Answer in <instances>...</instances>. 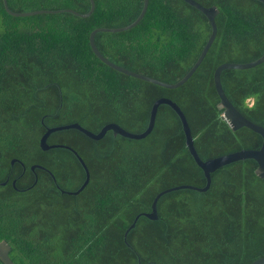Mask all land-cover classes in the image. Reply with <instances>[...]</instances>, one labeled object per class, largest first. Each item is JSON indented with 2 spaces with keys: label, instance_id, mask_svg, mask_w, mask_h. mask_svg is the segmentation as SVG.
Listing matches in <instances>:
<instances>
[{
  "label": "trees",
  "instance_id": "16d2710c",
  "mask_svg": "<svg viewBox=\"0 0 264 264\" xmlns=\"http://www.w3.org/2000/svg\"><path fill=\"white\" fill-rule=\"evenodd\" d=\"M14 13L90 10L89 0H6ZM216 6L217 34L188 81L166 89L122 75L101 63L89 45L97 28H122L141 13L143 0H94L87 18L70 13L9 15L0 0V241L14 264H251L264 257V179L253 160L211 174L205 192L169 188L206 184L185 145L180 119L158 107L152 132L142 140H92L77 130L48 128L78 123L97 134L115 123L146 130L153 103L168 98L186 117L194 147L207 161L258 150L262 138L231 131L217 105L213 73L223 63H250L264 55V4L257 0H195ZM211 33L207 18L183 0H148L139 24L122 33H97L99 52L112 63L167 84L192 68ZM223 90L233 106L264 128V63L225 70ZM250 101L252 104L250 105ZM16 160L13 162L12 161ZM41 166L43 169L32 166ZM47 170V171H46ZM13 182L15 185L13 186ZM0 264H3L0 261Z\"/></svg>",
  "mask_w": 264,
  "mask_h": 264
},
{
  "label": "water",
  "instance_id": "95a60500",
  "mask_svg": "<svg viewBox=\"0 0 264 264\" xmlns=\"http://www.w3.org/2000/svg\"><path fill=\"white\" fill-rule=\"evenodd\" d=\"M2 1H3L5 11L13 17H29V16H34V15H39V14L70 13V14H73L74 16L79 17V18H87L93 13V11L95 9L94 0H89L90 10L86 14H79L76 11H73L70 9L61 10V11L40 10V11H34V12L14 13L8 8L7 1L6 0H2ZM183 1L185 3H187L188 5L192 6L193 8H195L196 10H198L200 13H202L207 18V20L211 26V33H210V36H209L204 48L202 49L200 56L198 57V59L196 60V62L192 66V68L177 83L167 84V83L161 82L159 80L153 79L151 77H148V76H145V75H142L139 73H135V72L129 71L123 67H120L119 65H116V64L112 63L111 61H109L107 58H105L99 52V50L97 49V47L95 45L94 37L97 33L116 34V33H122V32L129 31V30L133 29L134 27H136L139 24V22L143 19L144 15L147 11L148 0H143V6H142V10H141L140 15L138 16V18L133 23L129 24L128 26H125L122 28H115V29L97 28V29L93 30L89 35V45H90V48H91L93 54L105 66H107L110 69H112V70H114V71H116L122 75H125L127 77H131V78L141 80V81H144L147 83H152L154 85H157V86H160V87H163L166 89L179 88L180 86L185 84L188 81V79L195 73V71L200 66V64L204 60L205 56L207 55L212 43L215 40L216 34H217V26H216L215 18L219 14V10L217 9L216 6L205 7L195 0H183ZM257 1L264 4V0H257ZM262 63H264V55L262 57H260L259 59L255 60L253 62H250V63H244V64L223 63V64L219 65L213 73L214 88H215L216 94L219 98V103H218L217 107L220 110H222V114H221L222 119L226 122V124L228 125L230 130L233 132L238 131L242 128H246V129L254 132L255 134L259 135L262 138V144L258 150L244 149V150H240V151H237L234 153H230L227 155L216 157V158H213V159H210L207 161L201 160L199 155L197 154L195 147H194L193 136H192V133H191V130H190V127L188 125V122L186 120L185 115L183 114V112L181 111L179 106L176 103H174L172 100H170L168 98H160V99L156 100L151 107L150 114H149L148 126H147L146 130L142 133H139V134H134V133L128 132L115 123H110V124L105 125L97 134L83 128L78 123H73V124H69V125H65V126L46 129L45 133L42 135V137L40 138V141H39L40 148L44 151L49 150V149H54V148H64V149L71 151L76 156L80 165L82 166V168L85 171V181L76 192L72 193V192L62 191V193H67L69 195L70 194L77 195L79 192H81L87 186V184L89 182V171H88V168L85 165L84 161L82 160V158L72 148L65 146V145H59V144L58 145L57 144H54V145H48L47 144V139L52 133L57 132V131L71 130L72 129V130H77L78 132L82 133L86 137L97 141V140H101L107 132L111 131L113 133V136H121L123 138L131 139V140H142V139L146 138L152 132V130L154 128V124H155V119H156L158 107L160 105L169 106L176 113L178 118L180 119V122L182 125V130H183L184 137H185V145L188 149L189 154L191 155L192 159L194 160L195 164L202 170V172L204 174V178L206 180V184L203 188H199V187L191 186V185H181V186L169 188L167 190H164V191L158 193L154 197V199L151 203V212L138 214L134 218V220L130 224V226L125 230V232L123 234V241L127 246H129L128 242H127V235L129 233V231L135 227V224L140 217H146L147 219L154 220V221L158 219L157 208H156L157 202L161 196H163L167 193L177 191V190H182V189H189V190H193V191H197V192H205L210 188L211 174L212 173H214L216 170H218L219 168H221L223 166H226V165L238 162V161H244V160L255 161L257 164V167L254 171V174L258 178L264 179V128L253 123V122H251L249 119H247L245 116H243L233 106V104L227 98V96L223 90L222 84H221V74L223 71H225V70H247V69L255 68ZM14 161H16V160H13L12 164ZM35 168L43 169V167L35 165V166L31 167V170H34ZM14 185H15V182H13V186ZM10 250H11V247L6 241H4V240L0 241V261L3 264H14L13 261L9 257ZM251 264H264V257L256 259Z\"/></svg>",
  "mask_w": 264,
  "mask_h": 264
},
{
  "label": "rangeland",
  "instance_id": "374dc122",
  "mask_svg": "<svg viewBox=\"0 0 264 264\" xmlns=\"http://www.w3.org/2000/svg\"><path fill=\"white\" fill-rule=\"evenodd\" d=\"M249 103H250V105H251V104H252V101H250Z\"/></svg>",
  "mask_w": 264,
  "mask_h": 264
},
{
  "label": "clouds",
  "instance_id": "9594fccd",
  "mask_svg": "<svg viewBox=\"0 0 264 264\" xmlns=\"http://www.w3.org/2000/svg\"><path fill=\"white\" fill-rule=\"evenodd\" d=\"M10 253V252H9ZM11 259V258H10ZM14 263V262H13Z\"/></svg>",
  "mask_w": 264,
  "mask_h": 264
}]
</instances>
